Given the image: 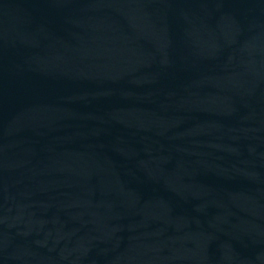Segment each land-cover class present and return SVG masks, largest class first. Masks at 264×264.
<instances>
[{
  "label": "water",
  "instance_id": "95a60500",
  "mask_svg": "<svg viewBox=\"0 0 264 264\" xmlns=\"http://www.w3.org/2000/svg\"><path fill=\"white\" fill-rule=\"evenodd\" d=\"M0 264H264V0H0Z\"/></svg>",
  "mask_w": 264,
  "mask_h": 264
}]
</instances>
